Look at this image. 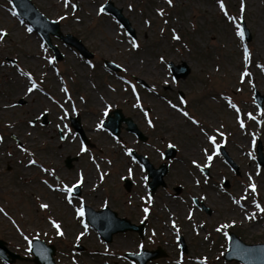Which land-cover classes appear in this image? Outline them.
Wrapping results in <instances>:
<instances>
[{
  "label": "rangeland",
  "instance_id": "374dc122",
  "mask_svg": "<svg viewBox=\"0 0 264 264\" xmlns=\"http://www.w3.org/2000/svg\"><path fill=\"white\" fill-rule=\"evenodd\" d=\"M31 2L92 55L51 34L56 58L11 0H0V239L18 255L0 264H35L33 238L55 246L56 264H132L125 253L156 247L165 255L147 264H240L223 258L228 232L264 242V167L256 161L258 142L264 157V99L260 109L255 97H264V0ZM107 3L133 36L101 11ZM243 25L249 40L238 34ZM170 64L189 72L175 77ZM116 108L146 140L124 122L118 137L102 127ZM69 117L79 120L87 144ZM171 147L175 154L164 159ZM130 151L154 167L165 162V185L151 193ZM67 157L76 158L71 167ZM75 184L80 194L69 195ZM83 203L144 222L142 236L119 232L105 242L78 215Z\"/></svg>",
  "mask_w": 264,
  "mask_h": 264
},
{
  "label": "water",
  "instance_id": "95a60500",
  "mask_svg": "<svg viewBox=\"0 0 264 264\" xmlns=\"http://www.w3.org/2000/svg\"><path fill=\"white\" fill-rule=\"evenodd\" d=\"M11 3L16 11V14L24 21L28 23L32 30L36 31L45 44L48 45L52 50H55L56 58L61 59V55L56 51V47L50 42V35L59 38L64 43L69 44L76 48L79 53L86 58L91 57V53L85 48L80 39L75 37L74 35L67 33L63 34L59 28V23L55 20L48 19L45 17L31 2V0H11ZM103 11L107 13H112L121 23L125 26L126 30L133 36V30L130 28L129 23L122 18L120 11L116 10L111 3H107L102 6ZM243 32L245 39H250V34L248 30L243 25ZM105 64L114 70H119L120 67L113 62L105 61ZM171 71L175 77H184L188 74L189 69L186 64L183 66L177 65L173 66L170 64ZM256 102L261 109L262 100L264 97L255 96ZM72 127L76 132L80 134L81 140L84 144H87V139L84 136V132L80 125L78 119L74 117H69ZM42 123H46V115L42 116ZM124 122L126 124V130L135 134L141 140H146V137L142 134V132L137 128L136 124L132 121L130 117H126L123 115L122 111L119 108L113 109L111 113H109L105 120L102 121V127L107 129L111 134L115 137L119 136L121 123ZM262 146L260 142L257 145V157L256 161L258 165L264 167V157L261 153ZM219 150L221 154H223L226 158V161L237 171V166L232 162L228 156H226L224 146L220 145ZM130 153L135 157V159L140 162L143 168L147 172L148 178V188L151 193H153L159 186H164V175L167 173L168 165L165 162L159 164L158 167H154L148 160L141 155L136 154L134 151H130ZM175 154V150L173 147L166 149L164 151L163 157L164 159H171ZM76 158H65V165L67 167H71L72 160ZM132 181L128 178H124V188L129 191L131 187ZM225 185H228L225 182ZM180 187L176 188V192L180 191ZM73 194H80V187L77 185L73 189ZM84 210V218L87 223L98 233V235L105 241L110 242L113 238V235L119 232L126 231H136L139 236H142L143 233V223L135 224L131 222L129 219L125 217H120L118 214L110 209L107 206L102 207L101 209L95 210L91 206L86 204L82 205ZM207 212H209L208 208L203 207ZM31 245V253L33 255V262L35 264H56L54 260L55 246L52 244H46L44 241L33 238L30 243ZM182 250H185V246L181 240ZM79 247V246H78ZM77 249H80L78 248ZM83 249V248H81ZM165 253L160 247H156L155 249H142L138 253H125L124 257L132 260L133 264H147L148 261L162 257ZM0 258L4 260L6 263H9L10 260H14L18 258L17 254L11 252L5 245V242L0 239ZM223 258L227 261L235 260L240 264H264V242L255 243V244H247L243 242L235 233L228 232V245L226 251L223 253Z\"/></svg>",
  "mask_w": 264,
  "mask_h": 264
},
{
  "label": "snow or ice",
  "instance_id": "6c2138e0",
  "mask_svg": "<svg viewBox=\"0 0 264 264\" xmlns=\"http://www.w3.org/2000/svg\"><path fill=\"white\" fill-rule=\"evenodd\" d=\"M168 2L169 3H171V0H168ZM68 3H69V0H65V6H68ZM74 9H75V5H71ZM223 3H221V7L223 8ZM101 11H103V8H101ZM29 31H31V29H28ZM239 35H241V36H243L244 35V33H243V30H241L239 33H238ZM4 35H5V33L4 32H2V31H0V39H3V37H4ZM133 46L135 47L136 45H135V43H133ZM245 53H246V58H247V50H245ZM37 87V85L35 84V83H33L32 84V87L31 88H29L28 89V91L29 92H31L34 88H36ZM233 107H235V105H233ZM185 115H187V113H185ZM243 126V125H242ZM209 139L213 142V143H215V137H209ZM219 148V145H217V149ZM84 149H82V151H83ZM208 160L209 161H211L212 160V156L210 155V156H208ZM31 163H35V161H32ZM193 163H195V161L193 162ZM75 187H77V185H73V187H71V188H66L65 190L69 193V195H71L72 194V192H73V189L75 188ZM250 187H251V189L253 190V191H255V189H256V186L253 184V185H250ZM41 207L42 208H47L48 206L47 205H41ZM259 207V206H258ZM0 211H2V210H0ZM145 211L147 212V209H145ZM78 215L79 216H83L84 215V211H83V207H81L80 209H78ZM56 227H57V229L59 230V225H55ZM219 230V229H218ZM58 234L59 235H63V233L62 232H59L58 231ZM77 239H79V237L77 238ZM29 251H31V245H30V247H29Z\"/></svg>",
  "mask_w": 264,
  "mask_h": 264
},
{
  "label": "bare ground",
  "instance_id": "6f19581e",
  "mask_svg": "<svg viewBox=\"0 0 264 264\" xmlns=\"http://www.w3.org/2000/svg\"><path fill=\"white\" fill-rule=\"evenodd\" d=\"M192 153V152H191ZM195 183L197 184V185H199L200 184V180H195ZM252 204L249 202L248 204H247V207L248 208H251L252 206H251ZM251 237H253L254 235H250Z\"/></svg>",
  "mask_w": 264,
  "mask_h": 264
}]
</instances>
